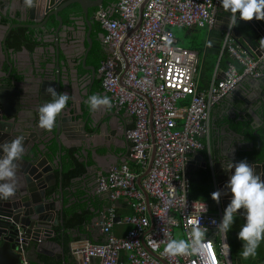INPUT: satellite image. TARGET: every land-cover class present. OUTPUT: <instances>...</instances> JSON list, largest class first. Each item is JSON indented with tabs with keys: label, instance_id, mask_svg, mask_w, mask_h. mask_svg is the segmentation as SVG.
<instances>
[{
	"label": "built area",
	"instance_id": "obj_1",
	"mask_svg": "<svg viewBox=\"0 0 264 264\" xmlns=\"http://www.w3.org/2000/svg\"><path fill=\"white\" fill-rule=\"evenodd\" d=\"M143 1L141 21L135 29ZM219 5L220 0H112L110 7L97 8L94 18L103 30L102 43L109 49L100 64L101 86L117 107L132 115L133 125L125 133L130 142L127 160L97 174V192H106L111 201L100 222L105 239L74 243L70 252L79 264L94 260L99 264H233L228 239L225 243L211 223L213 219L219 222L222 212L211 211L206 201L186 194L190 172L187 154L203 150L209 143L211 106L232 94L243 75H261L264 50L251 54L243 49L228 21L221 52L227 51L235 63H229L220 78L214 76L199 90L200 53L176 44L171 29L211 28ZM149 121L155 151L150 169L141 179L149 196L146 199L137 185L140 173L127 161L145 170L152 148ZM201 135L206 143L199 139ZM120 198L129 199L134 211L121 219L114 211ZM117 222L131 227L124 235H117L113 231ZM197 222L206 232L204 249L198 254H166L165 245L175 238L174 231L180 229L188 239ZM16 250L20 263L29 264L22 246Z\"/></svg>",
	"mask_w": 264,
	"mask_h": 264
},
{
	"label": "water",
	"instance_id": "obj_2",
	"mask_svg": "<svg viewBox=\"0 0 264 264\" xmlns=\"http://www.w3.org/2000/svg\"><path fill=\"white\" fill-rule=\"evenodd\" d=\"M104 0H32L31 5H26L25 0H2V3L9 4L10 9L16 8L21 12V20H28L30 22H12L10 24H5L1 22L2 15H6L5 11L0 9V144L11 141L17 136L23 137V143L25 146L24 153L22 157L17 161V189L12 197L7 200H0V264H21L20 256L16 248L22 246L27 254V260L30 264L33 261H37L38 254H43L47 256H53L56 259L62 258V247L59 242L56 241V231L55 227L60 226L61 229L64 227V212L67 208H71V203H75V198L71 195L75 190L71 186L63 187V179L67 172L71 171L73 167H69L68 170H63L62 155L64 154L62 150V143L58 139V134L60 132L61 121L64 122L65 111L70 107H65L61 114L57 117L56 126L45 133L43 128L38 126V120H36L35 112L38 113L39 106L44 103V101L50 100L51 97L45 94L43 101L40 105L35 104L28 105L27 99H24L20 103L15 100V97L11 95V91L14 90L13 86L8 85L11 72V62L12 55L11 52L14 47L8 49L6 44L7 35L9 31L17 26H27L30 28H39L43 33L37 35L38 41H50L49 46L43 47V51H47L45 54L47 59L43 69L45 72L54 74V81H49L50 86H53L57 93L61 92L60 84L65 83V92L69 94V99H72L71 91L72 84L75 83L79 87L78 83V71L72 74L69 69V57L64 51V44L59 36L61 28L65 25L63 22V17L61 12L70 4L77 3L83 14V19L81 20V25H84L86 29L83 31L84 37L81 43L83 48V60L81 61L82 67L90 72L91 78L95 76V69L92 65H86V57L88 51L92 46V39L90 37L91 24L94 21V17L89 15V9L94 7L102 6ZM112 5L109 3L106 8ZM144 6V1L139 5L137 12V23L135 29L139 26L141 21V10ZM221 8V4L218 7ZM97 10V9H96ZM95 10V12H96ZM228 15L224 18L223 29L228 23ZM95 14V13H94ZM8 17L12 18L13 14L8 13ZM54 17L57 21L55 26L47 29V25L50 22V18ZM221 16L217 15V19ZM7 18V17H6ZM71 18V17H70ZM251 28L257 32V35L253 38V41L259 46L258 53L264 50L262 40H264V30L259 28L253 20H249ZM103 33L99 34L101 39ZM67 39V38H65ZM238 41L237 37H235ZM102 40V39H101ZM85 42L87 45H85ZM213 43L214 47H220V41L217 39L210 41ZM239 42V41H238ZM212 46V45H211ZM243 47V45H242ZM250 48H253L249 45ZM22 51H28L26 46H21ZM119 50L122 54V45H120ZM248 51V50H246ZM250 53V51H248ZM65 55L66 60H59V55ZM10 65L8 71L2 70L3 62ZM264 61L262 64V73L257 77H252L249 75H243L241 80L237 84L236 89L232 92L234 95H238L237 88L242 85V83L247 84L248 93L241 96L244 101L252 100L261 108L264 117ZM69 75L71 79H68ZM13 78V77H12ZM63 78V80H61ZM42 80V78H41ZM84 83V82H83ZM82 84V83H81ZM92 82L82 86L81 90L83 92H78V98L82 101H87L88 97L91 96ZM45 91V90H44ZM46 92V91H45ZM80 93H83L85 97H82ZM106 93V92H104ZM90 108V106H89ZM94 110L90 108L89 117L92 120L90 127L98 131L102 130L101 124H96ZM38 117V114H37ZM260 119L259 115L255 116ZM87 117L81 122V132L83 134H89L85 129ZM152 148L148 157V162L145 170L141 173L137 179L138 187L143 191L141 187V178L150 169L153 157H154V139L152 135V125L149 121ZM264 125V122H263ZM29 129L32 131L29 132ZM43 132V133H41ZM90 136V135H89ZM40 137L41 140L38 141L36 138ZM52 140L56 143L54 146ZM82 146H80V153L82 155V161H84L86 169H89L87 164L88 160H92L97 166V159L101 157L99 153V147L105 146L104 148L108 150L107 144H102L96 142L94 139L89 142L88 138L83 137L81 139ZM93 146H90V145ZM232 152L226 153L224 157L221 155L213 154L211 155L210 161L204 158V163L202 166L210 168L212 173V181L214 185V191L220 190L222 193L226 192V181L229 172H226L222 168V163H226L231 159L235 162L240 160H245L251 164L254 168V172L259 174L262 179H264V157H257L255 159H250L249 157H242L245 148L243 146L237 145L231 150ZM125 161V159L123 160ZM122 161V162H123ZM117 162V160H116ZM72 166V165H71ZM55 170H57V177ZM107 172L106 169H104ZM234 171V169H233ZM254 173V174H255ZM74 178V177H72ZM72 178L70 181L72 182ZM189 181L187 180L186 194L188 191ZM64 190L68 191L66 195V203H64ZM145 198L147 199V194L143 191ZM230 193L222 194L220 197V202L222 208L224 209L230 201ZM71 214H67L70 216ZM240 260V259H239ZM244 264H252L250 262ZM256 264H264L262 262Z\"/></svg>",
	"mask_w": 264,
	"mask_h": 264
},
{
	"label": "crops",
	"instance_id": "obj_3",
	"mask_svg": "<svg viewBox=\"0 0 264 264\" xmlns=\"http://www.w3.org/2000/svg\"><path fill=\"white\" fill-rule=\"evenodd\" d=\"M9 1V0H7ZM0 9L5 11L6 15H2V18L10 19L9 22H30L28 20H21V12L14 8L13 10L10 9L9 4L2 3V0H0ZM10 12L13 14L12 18L8 17V13ZM217 15L221 16L218 18L215 22V24L211 28H198V27H172V31L175 35L174 28H183L185 30V33L183 34L184 39H189L187 42V45H181L180 39L175 35L176 38V44L189 48L191 46H195L194 42L191 40L193 37L197 36L200 38V44L196 47L206 48L208 46L214 47L212 39L219 40L220 41V47H214L219 49V55L215 62L214 70L210 76L211 80L214 76L215 78H220L222 76L223 71L227 68V65L229 63H235L234 58L227 52L226 57L222 56L221 52V43L224 35L223 29V23L224 18L228 15L227 11L223 10L222 5L221 8H219ZM224 17V18H223ZM255 17H253V21ZM247 26V25H246ZM245 27V26H243ZM242 27V30H243ZM261 28L260 26H258ZM204 29V30H203ZM244 32L247 31L245 28L243 30ZM197 34V35H196ZM241 34V33H240ZM245 34V33H244ZM233 36L234 38L237 37L238 41H236L241 47L243 45V49L250 51L251 54L258 53L260 51L258 49V45L256 44L253 39L248 40L247 38L240 37L235 33V28L233 27ZM236 40V39H235ZM260 40L263 43L264 46V40L260 38ZM51 44L50 41H40L37 45L32 46L30 49H28L26 52L22 51L21 46L18 45L14 47L15 49L12 50L11 54V62L13 65H11V72L9 78L8 85L13 86L14 90H12L11 95L15 97V100L20 103L23 102L24 99H27L28 105L35 104H41L40 102L43 101V98L45 97V94L49 97L50 94L45 92L46 89L50 86L49 81H54L53 76H51L50 73L43 69V66H45L47 59H45L47 54V51H43V47L49 46ZM64 45V44H63ZM212 45V46H211ZM249 45L253 48H250ZM25 46V45H23ZM204 52V51H202ZM202 52L200 53V58H203ZM107 53V52H106ZM222 56V57H221ZM223 58L225 59H233L231 62L223 61L221 64L220 60ZM59 60H66L65 55L61 54L59 55ZM200 63V60H199ZM101 64V63H100ZM238 69H240V66L236 64ZM83 68V67H81ZM78 70L79 77H78V85L75 83L72 84V89H74V92L71 91L72 99H69L66 103L65 107H70L65 111V117L64 122L61 121L60 126V132L58 134L59 141L63 144L62 150L64 154L62 155V163H63V170L66 171L69 169V167H73L72 170L79 171L77 174H74L72 177V182L70 179H63V187L71 186L74 188V192L71 194L75 198V203L73 205V202L71 203L72 207L69 209L67 208L64 212V221L66 219L67 214H71V216L76 215H84L86 218L89 219V222H85L81 225H74L70 228L63 229V231H66L68 236L70 237V242L68 244L69 246V253L71 258H68L63 250L62 247V258L56 259L53 256H47L43 254H38L37 261H33V263H38L41 260V257H51L55 259L56 261H63L66 264H69L70 261H72L74 264H79V261L77 257L73 256L70 252V247L74 245L76 242L88 240L91 242H102L105 239L104 234L100 230V222L102 221L103 217L108 214V209L110 208L111 201L109 199V196L106 192H97L96 190V177L97 174L102 172L105 173L104 169L108 170L111 166L118 165L121 163L124 159L127 160V153L128 148L130 145L129 140L126 138V130L132 127L133 125V117L132 115L128 114L124 111L123 108L117 107L113 101L111 100L108 93H104L101 84H97L98 77L95 76L91 78L90 72L87 70L88 74H85L84 71L86 69ZM10 69V65H8L5 61L2 64V70L8 71ZM97 70V69H96ZM264 70V69H263ZM198 72H200V69H198ZM71 76L69 75L68 79ZM42 78V80H41ZM63 80V78L61 79ZM89 81L92 82V90L91 94H100V95H106L110 98L112 101V106L110 108H105L104 106H100L97 109L94 110V117L96 124L102 125V130L100 133L98 131L93 130L90 127V123H92V120L89 117L90 114V108L89 105L85 102L79 99L78 92H80L81 87L84 85L86 86ZM84 82V83H83ZM82 83V84H81ZM206 82L202 81L201 75L197 73V88L199 90L205 89L207 86ZM61 92H65V83L61 82L60 84ZM45 90V91H44ZM238 95H234L233 93L220 99V101L213 104L209 111V118L207 120V129L209 132V143L206 144L205 148L203 150H196V151H190L187 156L189 158V165H190V172H197L201 169H208V167L202 166L204 163V158H206L208 161H210V157L213 154L221 155L222 157L226 156V153L232 152L234 147L237 145L243 146L245 148V151L243 152L242 157H249L250 159H255L257 157H260V144L261 141L264 140V117L263 113L261 111V108L255 104V102H252V100L249 99V101H244L241 96L248 93L247 84L244 82L242 85H240L237 88ZM81 92H83L81 90ZM44 97H43V96ZM82 97H85L83 93H80ZM48 99V98H47ZM45 100L44 102L48 101ZM184 102V101H183ZM182 102V104H183ZM37 112H35L36 120H38ZM259 115L260 119H257L255 116ZM87 117L85 129L89 132V134H83L81 132L82 126L81 122L83 119ZM246 120L250 122V127L247 124ZM32 131V129H29V132ZM45 133L48 132V130L43 129ZM43 133V132H41ZM90 135V136H89ZM83 137L88 138L89 142L94 139L97 143L100 142L102 144L108 145V150H106L104 147H99V153L101 157L97 159L98 164L100 166H97L92 160H88L87 164L90 166L89 169H86L85 162L82 161V155L80 153V146H82L81 139ZM38 141L41 140L40 137L36 138ZM199 139L206 143L204 135L199 136ZM258 141V142H257ZM53 145L55 146L56 143L52 140ZM260 143V144H259ZM90 145V144H89ZM93 146V145H90ZM264 157V154H263ZM260 157V158H263ZM117 160V162H116ZM129 167L138 172L143 173L139 167L134 163V161L128 160ZM72 165V166H71ZM210 171V168L208 169ZM56 177H57V170H55ZM211 174V178L212 173ZM144 177V176H143ZM142 177V178H143ZM141 178V179H142ZM213 183V181H212ZM214 188V185H213ZM66 190H64V203H66ZM149 199V196H147ZM145 198V196H144ZM217 203V202H216ZM217 210H220L223 214L224 209L222 208L221 202L219 200V203H217ZM114 211L116 213V216L121 219L126 215L132 214L133 206L132 202L129 199L120 198L115 202V208ZM244 223V219L242 216L237 217L236 223L232 227V232H238L240 226ZM65 225V224H64ZM130 224L124 223V222H117L113 226V231L117 235H124L127 230L130 228ZM60 226L55 227L56 234L57 230H60ZM62 230V229H61ZM60 230V231H61ZM176 230L180 231V234L176 233ZM174 231L175 238L176 239H184L183 233L180 229H176ZM228 236V235H227ZM57 237V235H56ZM228 239V237H227ZM58 242V240L56 239ZM229 244V240H228ZM241 245V246H240ZM238 252L235 255L231 254V248H230V255L231 259L233 258L235 264H244V263H264V241H261L260 246L257 249V255L255 257H249L247 259H242L240 256V251L242 247V241L238 240L237 246ZM240 259V260H239ZM32 263V262H31ZM233 263V261H232ZM92 264H99L98 261L94 260L92 261Z\"/></svg>",
	"mask_w": 264,
	"mask_h": 264
},
{
	"label": "clouds",
	"instance_id": "obj_4",
	"mask_svg": "<svg viewBox=\"0 0 264 264\" xmlns=\"http://www.w3.org/2000/svg\"><path fill=\"white\" fill-rule=\"evenodd\" d=\"M32 0H25L31 5ZM223 10L230 12L229 25L235 26L239 20H264V0H220ZM171 44V40L167 41ZM46 92L51 99L42 103L38 108V126L51 131L57 123V117L65 109L69 94L57 93L53 86ZM86 103L95 110L100 106L110 108L112 101L106 95L93 94ZM23 137L17 136L11 141L0 144V200L12 197L17 189V161L24 153ZM224 171L230 175L226 181V192L220 190L211 193L212 199L219 203L222 194L230 193V201L223 211L222 218L215 225L221 238L226 241L229 231L236 223L237 217L242 216L244 223L237 232V238L242 241L240 256L242 259L255 257L257 249L264 241V179L254 172V168L245 160L235 162L229 160L226 165L222 163ZM234 169V171H233ZM255 173V174H254ZM188 239L170 238L164 251L170 256L200 253L205 247L206 232L199 225L193 224ZM226 243V242H225Z\"/></svg>",
	"mask_w": 264,
	"mask_h": 264
},
{
	"label": "trees",
	"instance_id": "obj_5",
	"mask_svg": "<svg viewBox=\"0 0 264 264\" xmlns=\"http://www.w3.org/2000/svg\"><path fill=\"white\" fill-rule=\"evenodd\" d=\"M111 1L112 0H104L102 6L106 7L109 3H111ZM96 9L97 7L90 8V10H94V11ZM61 15L63 17L64 24L69 23L70 21L73 22V20H75V18H78V17L83 19V14L77 3L68 5L61 12ZM2 21L7 22L9 24L11 20L7 18H2ZM254 22L257 24V26H260L261 29L264 30V20L255 19ZM56 24H57V21L54 19V17H51L50 22L47 25V29H49L52 26H55ZM233 27L235 28V33L237 35L243 38H247L248 40L253 39L255 35H257V32L251 28V25L249 24V20L248 21L239 20L238 24ZM242 27H243V30L246 28L247 31L244 32L242 30ZM41 33H43V31L39 28H30L27 26L14 27L9 32L8 46L16 47L18 45L20 46L25 45L28 49H30L32 46H35L40 42L37 40L36 34L39 35ZM101 33H103V30L100 27V24L98 23V21L94 19V21L91 24V32H90V37L92 39V46L90 50L88 51L87 55H90L89 59L91 62L94 63L95 69L99 68L101 61L104 60V58L107 56V53L105 52L103 48L102 40L99 38V34ZM85 45H87L86 42H85ZM189 48L196 49L200 53L204 51L202 52L203 58L202 57L200 58V63H199L200 72L198 73L201 75L202 81L206 82L205 86H207V84L210 82L209 79L214 70L216 59L219 55V49L210 47V46L206 48H201V47H196V46H191V45ZM226 55L227 53L224 51L222 53V56L226 57ZM223 61H226L228 63V62L233 61V59L223 60V58H221L219 64H221ZM97 84L98 85L101 84V77L97 79ZM246 122L248 125L250 124L249 120L248 121L246 120ZM260 148H261L260 157H263L264 140L261 141ZM78 172L79 171L75 169L71 170L66 173L65 178L70 179L72 178L74 174H77ZM188 181H189V184H188L187 196L191 199H199V200L206 201L208 203L209 209L211 211H215L217 209V203L216 201L212 199V196H211V193L214 192V188H213L210 171L208 169H201L200 171H197V172H189ZM85 222H89V219L86 218V216L84 215H76V217L67 216V218L64 221V224H65L64 227L70 228L74 225L78 226V225L84 224ZM60 230H57L58 234H57L56 239L58 240L59 243L62 244L63 250L66 256L68 258H71L70 253H69V246H68L71 239L66 233V231H63V230L60 231ZM227 237H228L230 248H231V254L235 255L238 252V248L236 247L237 246L236 241L239 240L237 238V232L233 233L232 230H230ZM30 264H66V263H64L63 261H56L55 259L51 257L49 258L41 257V260L38 263L32 262ZM69 264H74V263L70 261Z\"/></svg>",
	"mask_w": 264,
	"mask_h": 264
},
{
	"label": "flooded vegetation",
	"instance_id": "obj_6",
	"mask_svg": "<svg viewBox=\"0 0 264 264\" xmlns=\"http://www.w3.org/2000/svg\"><path fill=\"white\" fill-rule=\"evenodd\" d=\"M89 12L90 13H88V14L92 15L94 17L95 11L89 9ZM73 18H74V16H73ZM81 20H82V18H80V17L75 18V20H73V22L70 21L69 23H66L61 28V30L59 32V36L61 37L60 40H62L63 44H66V45H64V51H65L66 55H68V57H69V69L72 71V74L75 71V69H77V71H78L82 67L81 61L83 60V55H82L83 48L81 46V43H82V40L84 37L83 31L86 29V27H84V25H81V23H80ZM1 22L8 24L7 22L2 21V18H1ZM0 31H1V28H0ZM8 36H9V33H8L7 37ZM65 38H67V39H65ZM8 41H9V37L7 38L6 44H8ZM7 48L10 49L11 47L8 46ZM103 48H104L105 52H108L109 49L104 44H103ZM47 54H48V52H47ZM0 55H1V51H0ZM89 57H90V55H87L85 64L86 65H92L95 69V65L93 62L90 61ZM81 69H84V67ZM84 73L88 74L87 70L84 71ZM95 74L98 77V79L101 77L100 66H99V68H97V70L95 69Z\"/></svg>",
	"mask_w": 264,
	"mask_h": 264
},
{
	"label": "rangeland",
	"instance_id": "obj_7",
	"mask_svg": "<svg viewBox=\"0 0 264 264\" xmlns=\"http://www.w3.org/2000/svg\"><path fill=\"white\" fill-rule=\"evenodd\" d=\"M174 30H175V35L180 39V43H181V45H187V42H189L188 40L189 39H184L182 36H183V34L185 33V30L183 29V28H174ZM204 30V29H203ZM197 35V34H196ZM197 36H199V35H197ZM197 36H195V37H193L191 40L194 42V45L195 46H198L200 43V38L199 37H197ZM176 233L177 234H180V231L179 230H176ZM236 241V240H235ZM236 242H238V241H236ZM232 261H233V264H235V262H234V260H233V258H232Z\"/></svg>",
	"mask_w": 264,
	"mask_h": 264
}]
</instances>
